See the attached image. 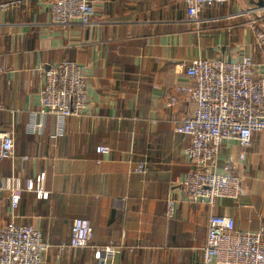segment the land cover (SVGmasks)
<instances>
[{
	"label": "crops",
	"instance_id": "crops-1",
	"mask_svg": "<svg viewBox=\"0 0 264 264\" xmlns=\"http://www.w3.org/2000/svg\"><path fill=\"white\" fill-rule=\"evenodd\" d=\"M91 1L90 26H54L47 0L0 11V130L15 132V157L0 162V227L40 230L52 246L44 264H99L91 249L59 250L77 218L90 221L92 246L118 251L109 264H205L209 211L180 188L191 167L190 139L175 132L195 105L176 90L193 84L186 70L197 59L247 55L264 71V47L252 28L264 6L233 0L208 7L197 25L174 0ZM63 60L83 68L89 106L54 139L55 120L41 116L40 92L45 70ZM32 119L44 123L42 131H29ZM239 152L226 142L222 159ZM141 166L147 173H134ZM240 173L246 196L220 200L216 213L233 217L239 231L256 232L264 226V132L254 135ZM40 174L46 200L25 190ZM10 178L24 187L16 210L4 188Z\"/></svg>",
	"mask_w": 264,
	"mask_h": 264
},
{
	"label": "built area",
	"instance_id": "built-area-1",
	"mask_svg": "<svg viewBox=\"0 0 264 264\" xmlns=\"http://www.w3.org/2000/svg\"><path fill=\"white\" fill-rule=\"evenodd\" d=\"M47 1L54 26L67 28L92 24L94 7L91 0ZM174 1L184 4L189 20L199 25L203 10L224 6L233 0ZM20 2L0 3V11H7ZM252 28L257 44L264 47V25H258L255 20ZM186 73L193 79V84L179 86L176 91L187 94L195 109L175 127L177 134L190 139L185 153L191 167L180 188L191 202L204 204L209 211L203 261L205 264H264V226L256 232H242L237 229L233 217L216 213L220 200L240 203L246 196L240 170L254 135L264 132V71L251 56L244 55L235 62L197 59L187 67ZM40 102L41 116L55 120L53 138L63 137L67 119L80 116L89 106L88 81L83 68L70 60L49 66L45 70ZM169 105L173 106L174 100ZM43 128L44 123H37L35 119L29 125L31 133ZM229 141L237 143L240 152L222 159V148ZM99 152L110 154L111 149L102 146ZM14 157V129L0 130V162ZM134 173L144 175L147 169L141 166ZM24 185L25 190L34 193L38 199H48L45 174L27 179ZM4 188L10 193L12 209L16 210L22 197V183L10 178L5 181ZM168 215H171V209ZM92 239L90 221L77 218L72 223L69 242L62 243L59 250L91 249L99 264H109L118 251L111 246H92ZM51 248L33 225L11 223L0 227V264H44Z\"/></svg>",
	"mask_w": 264,
	"mask_h": 264
},
{
	"label": "water",
	"instance_id": "water-1",
	"mask_svg": "<svg viewBox=\"0 0 264 264\" xmlns=\"http://www.w3.org/2000/svg\"><path fill=\"white\" fill-rule=\"evenodd\" d=\"M258 5L261 6V7H263V6H264V1H263V0H260V1L258 2Z\"/></svg>",
	"mask_w": 264,
	"mask_h": 264
},
{
	"label": "rangeland",
	"instance_id": "rangeland-1",
	"mask_svg": "<svg viewBox=\"0 0 264 264\" xmlns=\"http://www.w3.org/2000/svg\"><path fill=\"white\" fill-rule=\"evenodd\" d=\"M263 19L262 20H259L258 21V25L261 24V25H264V17H262Z\"/></svg>",
	"mask_w": 264,
	"mask_h": 264
}]
</instances>
